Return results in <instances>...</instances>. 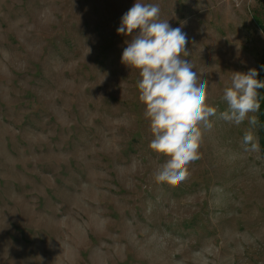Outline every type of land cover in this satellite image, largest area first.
Instances as JSON below:
<instances>
[{
    "label": "rangeland",
    "instance_id": "rangeland-1",
    "mask_svg": "<svg viewBox=\"0 0 264 264\" xmlns=\"http://www.w3.org/2000/svg\"><path fill=\"white\" fill-rule=\"evenodd\" d=\"M134 2L0 0V264H264L258 123L215 120L187 178L155 180L167 157L117 34ZM143 2L225 111L233 73L259 69L264 0Z\"/></svg>",
    "mask_w": 264,
    "mask_h": 264
},
{
    "label": "clouds",
    "instance_id": "clouds-1",
    "mask_svg": "<svg viewBox=\"0 0 264 264\" xmlns=\"http://www.w3.org/2000/svg\"><path fill=\"white\" fill-rule=\"evenodd\" d=\"M159 15L158 4L135 0L122 16L117 34L130 37L121 61L139 70V99L152 134L149 148L167 157L155 180L171 184L187 178L190 163L200 158L203 133L214 127L215 120L236 126L246 120L252 127L258 123L253 114L260 109L258 90L264 89V80L257 79L259 72L254 68L233 73L231 86L223 90L227 109L218 113L207 103V81L193 70L189 59L182 58L188 53L186 33ZM242 144L246 151L257 149L251 130Z\"/></svg>",
    "mask_w": 264,
    "mask_h": 264
},
{
    "label": "trees",
    "instance_id": "trees-1",
    "mask_svg": "<svg viewBox=\"0 0 264 264\" xmlns=\"http://www.w3.org/2000/svg\"><path fill=\"white\" fill-rule=\"evenodd\" d=\"M262 67H264V52L258 69L259 72V76L257 77L258 80H264V70H261ZM258 91L260 92L258 97L260 103V109L258 111V126H259L258 133H259L262 155L264 156V89H260Z\"/></svg>",
    "mask_w": 264,
    "mask_h": 264
}]
</instances>
